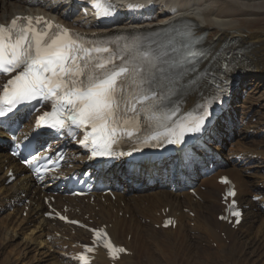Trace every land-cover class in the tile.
<instances>
[{
    "label": "bare ground",
    "instance_id": "obj_1",
    "mask_svg": "<svg viewBox=\"0 0 264 264\" xmlns=\"http://www.w3.org/2000/svg\"><path fill=\"white\" fill-rule=\"evenodd\" d=\"M166 2L175 8L173 12L151 14L155 16L153 20L119 23L108 30H152L189 19L194 21L199 33H206V44L214 48L213 53L227 40L239 44L242 48L240 56L245 63L237 68L235 76L240 81L235 92V107L209 136L218 142L227 159V168L220 169L219 163H215L214 172H210L205 163L198 161L195 164L201 166L199 176L172 169L166 176L158 175L162 181L160 187L139 192L129 181L141 183L150 175L131 176L125 171L124 163L119 162L107 170H91V177L97 182L122 187V196L116 201L106 196L104 200L96 198L94 203L69 200L67 205L80 209L83 222L107 225L113 238L131 251L116 264H264V27H257L253 20L254 16L264 12V0ZM61 4L60 0H0V21L30 11L63 19L67 16L61 10ZM241 86L245 87L244 91ZM242 100L244 104H241ZM256 115L258 119L253 122ZM252 128L255 133L250 132ZM250 153L263 159L255 161L250 158ZM237 154H243V161H234ZM84 161L85 156L79 149L70 146L64 162L65 173H79ZM6 164L16 167L17 162L0 149V264H76L66 255L79 250L73 245L80 237H85L86 232L65 233V228L46 218L41 188L34 180L19 178L5 185ZM223 172L238 183V196L249 206L247 220L238 229L218 220L223 208L219 201L223 187L217 183V176ZM185 175L198 178L195 189L200 198L188 190L177 192L176 187L181 183L178 177ZM19 181L21 184L17 186ZM32 187L36 191H32ZM24 192L35 202L27 216L22 214L25 205H18ZM255 195H262V200L253 202ZM166 216L178 217L175 228L158 227ZM56 231L61 235L58 236ZM63 233L69 238L66 239ZM51 235L53 238L49 239ZM101 264H109V261L102 258Z\"/></svg>",
    "mask_w": 264,
    "mask_h": 264
},
{
    "label": "snow or ice",
    "instance_id": "obj_2",
    "mask_svg": "<svg viewBox=\"0 0 264 264\" xmlns=\"http://www.w3.org/2000/svg\"><path fill=\"white\" fill-rule=\"evenodd\" d=\"M36 23H44L45 29L33 27L31 18L19 27L16 19L11 29L0 26V74L17 73L3 86L0 106L35 99L51 101L53 110L39 119H50L53 128H90L85 146L90 139L93 154L101 156L115 155L113 145L124 137L139 138L128 126L145 132L164 127L171 144H179L187 133L201 130L209 115L207 108L194 120L175 127L162 123L165 119L172 122L173 114L163 112L167 107L164 102L176 95L175 88L161 80L164 68L157 67L146 75L145 67L133 56L114 55L109 47H87L74 39L68 29L51 31V23L42 19ZM2 115L4 110L0 107ZM157 138L149 132L142 143ZM96 235L100 237L101 233ZM106 247H113L110 241Z\"/></svg>",
    "mask_w": 264,
    "mask_h": 264
},
{
    "label": "rangeland",
    "instance_id": "obj_3",
    "mask_svg": "<svg viewBox=\"0 0 264 264\" xmlns=\"http://www.w3.org/2000/svg\"><path fill=\"white\" fill-rule=\"evenodd\" d=\"M263 6H264V5H263ZM263 15H264V12H263L262 14L260 13L259 15L253 17V20H256V22H255V23H256V26L259 27V28H260V27H261V28L264 27V16H263ZM241 89H242V91H244L245 87H244V86H241ZM247 89H248L249 91H252L251 88H250V89L247 88ZM241 104H244V101H243V100L241 101ZM257 116H258V115H256V118H253V121H256V120L258 119ZM251 131H252L253 133H255V129H254V128L250 129V132H251ZM52 251H53V250H52Z\"/></svg>",
    "mask_w": 264,
    "mask_h": 264
}]
</instances>
